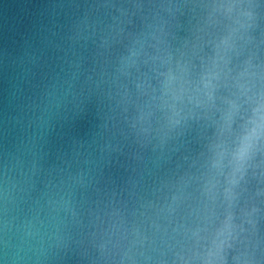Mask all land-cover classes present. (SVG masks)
<instances>
[{"label": "water", "instance_id": "95a60500", "mask_svg": "<svg viewBox=\"0 0 264 264\" xmlns=\"http://www.w3.org/2000/svg\"><path fill=\"white\" fill-rule=\"evenodd\" d=\"M261 105L264 0H0V264H264Z\"/></svg>", "mask_w": 264, "mask_h": 264}, {"label": "clouds", "instance_id": "9594fccd", "mask_svg": "<svg viewBox=\"0 0 264 264\" xmlns=\"http://www.w3.org/2000/svg\"><path fill=\"white\" fill-rule=\"evenodd\" d=\"M235 7L237 6L235 5L224 6L226 14L230 15ZM239 15L250 16L249 13H239ZM204 87L209 88L210 83H205ZM207 95L208 98L211 99V93L209 92L207 93ZM232 107L233 109H235L236 106L233 105ZM254 116L255 119L248 121V124L251 125V127H247V126L244 127L243 132L239 137V147L232 154V160L236 166L233 169L232 178L229 180V183L233 186L237 183V180L235 179V174L241 171L244 163L250 157L256 144L261 139H264V105H261L256 109H254ZM230 120H231V116H229V125H228L229 129H230ZM173 123L174 124L179 123V121L178 120L173 121ZM224 155L225 153L223 151L219 153L217 162L214 164V167H220V159H222ZM225 196L229 199L232 198L231 188L225 189ZM230 220L231 217L229 216L228 220L225 221L223 230L221 231L220 235H225L226 233L230 235V229H231ZM223 244L224 241H221L220 244L217 246L218 250L219 248H222Z\"/></svg>", "mask_w": 264, "mask_h": 264}]
</instances>
